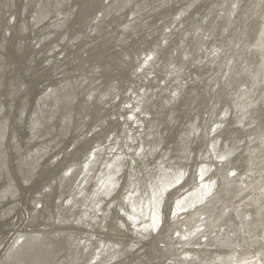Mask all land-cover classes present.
<instances>
[{
	"label": "bare ground",
	"instance_id": "1",
	"mask_svg": "<svg viewBox=\"0 0 264 264\" xmlns=\"http://www.w3.org/2000/svg\"><path fill=\"white\" fill-rule=\"evenodd\" d=\"M23 1L0 0L2 212L39 198L53 215L19 209L0 255L12 243L31 263L45 245L49 261L62 241L63 264L73 242L79 264H264V0ZM113 134L112 158L78 172Z\"/></svg>",
	"mask_w": 264,
	"mask_h": 264
},
{
	"label": "water",
	"instance_id": "2",
	"mask_svg": "<svg viewBox=\"0 0 264 264\" xmlns=\"http://www.w3.org/2000/svg\"><path fill=\"white\" fill-rule=\"evenodd\" d=\"M14 1H17V0H14ZM37 0H24L21 4H25V6H22V8H24V12L26 11V9H30L31 10V8L33 7V5H34V3L36 2ZM39 1V3H43V2H45V0H38ZM118 1L119 0H117V2H114L113 3V6L114 7H116L117 5H119V3H118ZM132 0H130V2H131ZM239 3H241V1H238ZM121 5V4H120ZM119 5V6H120ZM118 6V7H119ZM113 7V8H114ZM160 7L157 5H154V7H151V6H146V9L145 10H148L149 9V11L151 12V11H155V10H157V9H159ZM212 10L214 11L215 9H213L212 8ZM212 13V12H211ZM42 14L40 13V14H38V16H41ZM108 15V14H107ZM106 15V16H107ZM34 16V15H33ZM37 15H35V17H36ZM39 20V19H38ZM35 21V23H32V26H34V27H36V26H38L41 22H39V21ZM12 27H14V26H12ZM103 29V28H102ZM101 28H99V29H97V30H99V33L101 32V30H102ZM97 30H95V31H97ZM19 32V35L20 36H22V34L25 36V35H29V33H31L30 34V36L33 38V36H37L38 35V30L35 28V31L33 30V29H31V32L29 31V30H27V29H24V30H19L18 31ZM12 33H14V34H16L17 33V27L16 28H14V29H12ZM14 37V36H13ZM76 37H80V34H77L76 35ZM10 38H12V37H10ZM25 38V37H24ZM28 40V37H26L25 38V41H27ZM15 45H11V46H16L17 47V49H19V42H18V40H15ZM24 42V41H23ZM40 42H41V40H38V41H36V40H34L33 41V44H35V46L37 45H39L40 44ZM34 46V47H35ZM13 48V47H12ZM14 49V48H13ZM15 50V49H14ZM54 50V49H53ZM54 52V51H53ZM51 88H53V87H51ZM51 88H48L47 90L48 91H51ZM43 91V90H42ZM114 92H116V93H113V94H110L111 93V89H110V91H109V93L107 94V97H108V99H105V101H104V103H108V104H112L113 103V101H115V99L112 101L111 99H109V96L110 95H113V97L116 95V96H122V98H123V95L120 93V92H117V90L116 89H114ZM44 94V92L40 95V93H39V95H38V98H37V106H36V108H35V110H37L38 108H40L41 106H42V104L45 106L46 104H45V102H46V100H43V98H41V96ZM46 94V93H45ZM128 94V93H127ZM126 94V95H127ZM45 96V95H44ZM126 97H129L128 95L126 96ZM144 100H145V98L144 97H142ZM150 98H151V96H150ZM149 98V99H150ZM179 98V97H178ZM149 99H148V101H149ZM127 101H131V99L129 100V99H127ZM105 104V105H106ZM2 107H3V105L2 104H0V111L2 110ZM34 110V111H35ZM142 110H144V109H142ZM22 112V111H21ZM115 114H117V110L115 109V113L113 114V115H115ZM38 115V114H37ZM36 115V116H37ZM35 119V118H34ZM126 119V121H129L128 119H127V117L125 118ZM103 123H105V121L103 122ZM129 133V132H128ZM132 134V133H131ZM111 135V134H110ZM110 135H108L107 136V139L105 140H103V142H102V144L100 145V146H97V148H96V150H95V152H93L94 153V157L91 159V154H90V156L89 157H87V160L85 161V157H84V159H82V162H81V165L80 166H78V172H82V168H83V164H86L88 161H89V158H90V161H92V160H94V158H96V160H95V162H93V164L92 165H95L96 166V161L98 160V158L100 159L101 158V160L104 158V160H106V161H109L111 158H112V155L114 154H110V156H111V158H110V156L108 155V150L109 149H111L112 147L110 146V145H114V147H116L115 146V144H110V145H108L107 147H104L105 146V141H108L107 142V144L109 143V141L110 140H112V139H115V137H114V134H113V136H110ZM84 138H86V136H83V135H81L80 137H79V139H77L75 142H74V145H72V147L71 148H73L74 147V149L78 146V144L80 143V141H82ZM110 138H112V139H110ZM62 143H63V141L60 143V145L55 149V160L53 161V163H51V167H52V169H53V167H56V166H58L59 165V163H60V161H61V159H62V157H61V154H59V152H60V146L62 145ZM77 145V146H76ZM76 146V147H75ZM102 146V147H101ZM128 147V146H127ZM66 150V149H65ZM114 151H116V149L114 148ZM67 152V151H66ZM38 156V155H37ZM63 157H65V156H63ZM42 159V155H40L39 157H36L35 158V160H32L31 161V163H30V165H31V170H32V172H34V170H35V164L36 163H38L39 162V160H41ZM85 161V162H84ZM69 165L71 166V165H73V164H68L67 166H65L63 169H62V171L60 172V174H59V176H58V180L57 179H55V180H53L52 181V183L49 185V183H46L47 185V187H49L46 191H49V190H51V189H53V186L54 185H56L57 187L58 186H62V184L64 183V181H66V180H63L65 177H67V175H64V174H66V172L68 171V169H69ZM91 167V165L89 166V168ZM90 169H92V167L90 168ZM75 171V168L74 167H72V172H70L71 174H75L76 172H74ZM76 174H78L79 175V173H76ZM69 176V175H68ZM62 177V178H61ZM61 178V179H60ZM63 180V181H62ZM10 181V180H9ZM8 181V182H9ZM10 184H11V187H12V189H13V193L15 194V193H17L18 192V187H16L15 186V183H12V181H10ZM54 190H55V188H54ZM45 191V192H46ZM65 196H67V194H65V191H62V193H60V195L59 196H57L56 197V205H57V207H58V205H59V201H63V200H66V198H64ZM4 197H5V195H1L0 196V226L1 225H3L4 224V228H5V231H3V233L2 232H0L1 233V235H2V238L0 239V247H2L3 245H4V241H3V239H4V237H6L7 235L9 236V234H11V232H13V230H12V227H13V225H15V224H13V223H11L8 219H11V220H13L16 216H19V212H20V210L19 209H22V214L25 216H27L28 218H32V222H34V221H37L38 219H50L51 217H52V215L49 213V212H47L48 214H46L45 213V215L43 214V216L44 217H40V214H39V206H40V202H39V198L37 199H33L32 200V202H26V205H21V204H19L18 202H17V204H18V206H20V208H15V210L14 211H11V212H7V211H5L4 213L2 212L3 211V209H4V207L7 205V204H4L3 202L1 203V201L4 199ZM36 197H38V196H36ZM38 202H39V205H38ZM11 203V202H10ZM28 204L30 205H33V208L34 209H31V208H28ZM51 205H52V203H51ZM55 205V206H56ZM67 204L64 202V206H66ZM32 210H34V212H32V217H31V214H30V212L32 211ZM26 212V213H25ZM53 213V212H52ZM48 215V216H47ZM58 217H59V219H69L68 218V216H62L61 214H58L57 215ZM72 219V218H71ZM76 219V218H75ZM77 219H80V218H77ZM43 232V231H42ZM42 232H40V231H38V230H32V233H31V235L35 238V239H33V240H35V241H38V240H41V238H43V236H42ZM6 235V236H5ZM43 240L45 241V244H46V246H49L48 245V243L47 242H49V243H51V242H53V241H47V240H45V238H43ZM43 241V242H44ZM47 241V242H46ZM52 244V243H51ZM53 244L54 245H56V247H57V251L54 253V258H57V259H50L49 261H48V253H49V247L47 248V247H45V245H44V247H43V250H42V252L41 253H43V255H45V256H47V258H44V256H43V261H44V263H46V261H48V264H63V263H61V260H62V258L60 257V259L58 258L59 256V254L61 255L64 251H65V249L63 248V246H64V243L62 242V241H57V243L56 242H53ZM8 246V247H7ZM5 248L7 249L6 251H5V253H4V255L3 256H1L0 255V264H21V262L19 261V258H22L23 259V256L24 257H27V256H25L24 254L26 253V252H24L23 253V256L21 255V252L19 253V250H21L22 248L20 247V246H12V243H10L9 245H7ZM83 246H85V245H83ZM38 245L34 248L35 250L31 253V255L30 256H28V257H30V260H31V263H29L28 262V260L27 261H25V260H22L23 262H24V264H32V262L33 261H36V260H39V258H40V256L42 257V255H41V253H37V249H38ZM71 247H72V249H71V253L72 254H75V257H74V259H77V264H79V263H81V260L83 259V256L84 255H82V253H83V247H80V245H79V243H78V245L75 243V242H73L72 243V245H71ZM86 247V246H85ZM15 249H16V251L17 252H14L15 251ZM18 249V250H17ZM129 249H127L126 248V253H128L127 251H128ZM13 252V253H12ZM130 252V251H129ZM40 255V256H39ZM110 256V255H109ZM9 257V258H8ZM73 259V260H74ZM102 259L103 260H105V257H103L102 256ZM101 260V259H100ZM23 264V263H22ZM99 264H101V262L99 261Z\"/></svg>",
	"mask_w": 264,
	"mask_h": 264
},
{
	"label": "rangeland",
	"instance_id": "3",
	"mask_svg": "<svg viewBox=\"0 0 264 264\" xmlns=\"http://www.w3.org/2000/svg\"><path fill=\"white\" fill-rule=\"evenodd\" d=\"M147 65H148V64H147ZM147 65L145 64L143 68H146V67H147Z\"/></svg>",
	"mask_w": 264,
	"mask_h": 264
}]
</instances>
